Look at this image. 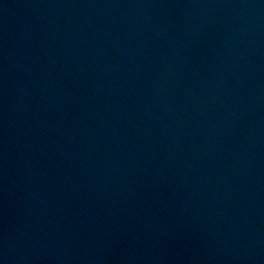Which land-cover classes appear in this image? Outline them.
I'll return each mask as SVG.
<instances>
[{"label":"water","instance_id":"95a60500","mask_svg":"<svg viewBox=\"0 0 264 264\" xmlns=\"http://www.w3.org/2000/svg\"><path fill=\"white\" fill-rule=\"evenodd\" d=\"M0 264H264V0H0Z\"/></svg>","mask_w":264,"mask_h":264}]
</instances>
